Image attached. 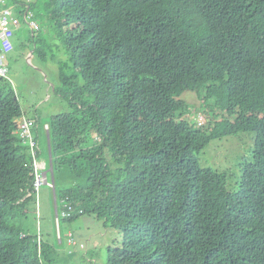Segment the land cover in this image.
I'll use <instances>...</instances> for the list:
<instances>
[{
  "label": "trees",
  "instance_id": "1",
  "mask_svg": "<svg viewBox=\"0 0 264 264\" xmlns=\"http://www.w3.org/2000/svg\"><path fill=\"white\" fill-rule=\"evenodd\" d=\"M21 5L19 21L27 11L39 28L27 29V48L46 71L56 42L65 48L51 88L70 109L51 117L48 137L31 118L37 153L50 148L55 185L40 208L18 133L20 118H30L0 77V264H54L49 246L63 240L51 213L66 203L72 213L59 218L60 229L94 216L117 233L106 264H264V0ZM189 89L207 109L203 125L180 98ZM247 131L254 145L232 189L229 174L200 166L197 154ZM36 213L39 234L28 221ZM50 221L51 233L43 229Z\"/></svg>",
  "mask_w": 264,
  "mask_h": 264
},
{
  "label": "rangeland",
  "instance_id": "2",
  "mask_svg": "<svg viewBox=\"0 0 264 264\" xmlns=\"http://www.w3.org/2000/svg\"><path fill=\"white\" fill-rule=\"evenodd\" d=\"M21 1L24 3L30 0H6L8 5L12 6V11L17 17V13L23 10L22 5L17 6L21 4ZM24 13L12 38L14 50L7 57L6 66L8 71L6 79L10 81L8 82L14 89L26 117L31 119L36 116L41 128L44 123L49 128L48 123L52 116L70 109L68 102L64 98L55 95V92L51 88V85L55 86L59 82V61L65 60L67 55L65 48H62L60 43L56 42L58 47L55 46L53 49L55 57L49 60V70L46 71L47 66L41 64L39 58L33 57V53H30L32 49L29 50L27 48L29 46L27 29L37 30L39 28L27 20V18H24ZM44 31L43 29L38 33H44V39H50L52 37L51 34ZM15 45L17 46L16 48ZM47 57H50V53H48ZM41 68H44L45 72L40 71ZM180 98L189 104L188 117L192 118L199 126L205 124L208 115L207 109L204 107L202 101L198 99L197 93L189 89ZM41 128L38 130L40 133L39 140L44 148L45 133ZM254 137V132L247 131L212 140L197 154L200 166L226 171L230 176L232 189H237V179L240 176L238 165L243 156L250 155L254 145ZM41 156L43 160L48 161L47 152L42 151ZM48 178H50V174H48ZM62 183L64 186L71 185L67 177L63 178ZM49 188L52 189L49 185L45 184L40 187L38 195L40 208L46 202H44V198L48 200L46 196L47 192L51 197ZM65 205L68 204L66 203ZM36 214L37 218L36 215H31L28 221L31 224V230L39 234L43 223L40 220L39 214ZM50 222L44 224L43 229L45 227L51 233L54 230V225L52 221ZM59 229V225H56L57 232ZM60 230L62 232L63 244L59 247L49 246V256L54 258L58 255L54 264H106L108 247L119 246L118 238H114L117 233L111 229H105L102 222L96 220L94 216H84L74 222L64 223ZM67 230H70L72 233L74 232V236H69ZM73 242L75 245H69L70 243L73 244ZM70 251H73L72 254L74 256L66 260V256L70 254Z\"/></svg>",
  "mask_w": 264,
  "mask_h": 264
},
{
  "label": "built area",
  "instance_id": "3",
  "mask_svg": "<svg viewBox=\"0 0 264 264\" xmlns=\"http://www.w3.org/2000/svg\"><path fill=\"white\" fill-rule=\"evenodd\" d=\"M27 17V15H26ZM20 21L18 17L12 11V6H9L6 0H0V77H7V66L6 59L7 55L12 52L13 44L12 38L15 29L19 26ZM34 24V23H32ZM35 25V24H34ZM36 26V25H35ZM34 123L26 118H21L19 121V137L23 139L24 143L28 144L29 153L32 157V166L34 174L33 187L36 194L42 185H53L49 179L48 174L51 172V156L50 148L48 147L49 164L45 161L39 159L41 149L39 154L37 153L38 142L33 134ZM46 128L48 126L46 125ZM64 210L61 212V217H68L72 210L70 205H65ZM58 220V215H57Z\"/></svg>",
  "mask_w": 264,
  "mask_h": 264
},
{
  "label": "clouds",
  "instance_id": "4",
  "mask_svg": "<svg viewBox=\"0 0 264 264\" xmlns=\"http://www.w3.org/2000/svg\"><path fill=\"white\" fill-rule=\"evenodd\" d=\"M26 15H27V11L24 13V18H27ZM13 37H14V35H13ZM12 44H13V42H12ZM13 49H14V45H13ZM12 51H13V50H12ZM9 54H10V53H9ZM9 54H8V55H9ZM8 55H7V57H8ZM6 62H7V59H6ZM21 118H23V116H22ZM21 118H20V119H21ZM200 118H203V117H200ZM30 120H31V119H30ZM19 121H20V120H19ZM31 121H33V120H31ZM33 123H34L33 134H34L35 138H37V136H36V134H35L36 124H35L34 121H33ZM46 125H47V124L44 125V129H45L46 137H48V135H49V128H46ZM48 147H49V146H48ZM48 147L46 148V151H48ZM41 153H42V150H41ZM41 153H40V155H39V157L41 158L40 160H41V161H45V162H47V163L49 164V155H48V161H46L45 159H44V160L42 159ZM51 167H52V166H51ZM49 174H50V178H48V179H49V181L53 184V185L51 186V188H52L53 191H55V185H54V179H53L52 169H51V172H50ZM33 175H34V174H33ZM34 178H35V177H34ZM39 191H40V189H39ZM39 191H38V194H36V197H37V198H38V195H39ZM54 207H56V209H57V206H56V205H54ZM56 209H55V223H56V225H59V218L61 217L60 214H61L62 211L59 213L58 211L56 212ZM35 211L39 213V210H38V209H36ZM80 212H82V211L80 210ZM58 213H59V215H58ZM71 213H72V212H71ZM57 215H58V220H57ZM70 215H71V214H70ZM70 215H69V216H70ZM38 230H39V226H38ZM68 235L73 237V235H71V233H68ZM58 238H59V240H60V237H58ZM69 245H75V244H74V242H73V244L70 243Z\"/></svg>",
  "mask_w": 264,
  "mask_h": 264
},
{
  "label": "crops",
  "instance_id": "5",
  "mask_svg": "<svg viewBox=\"0 0 264 264\" xmlns=\"http://www.w3.org/2000/svg\"><path fill=\"white\" fill-rule=\"evenodd\" d=\"M16 30V29H15ZM14 35H15V31H14ZM14 50V49H13ZM41 70L43 71V69L41 68ZM25 114V113H24ZM26 115V114H25ZM42 146V145H41ZM55 207L53 206V212L51 213V215L55 216ZM44 216L46 217H49L50 216V213H49V210L47 208L44 207ZM41 220V219H40ZM58 226V225H57ZM60 227V226H59ZM60 230V229H59ZM70 233L71 231L70 230H67V233ZM60 242V240H58Z\"/></svg>",
  "mask_w": 264,
  "mask_h": 264
},
{
  "label": "water",
  "instance_id": "6",
  "mask_svg": "<svg viewBox=\"0 0 264 264\" xmlns=\"http://www.w3.org/2000/svg\"><path fill=\"white\" fill-rule=\"evenodd\" d=\"M30 53L32 54V53H33V51L31 50V51H30ZM28 62H29V61H28ZM40 71H42V70H40ZM55 209H56V207H55ZM55 209H54V210H55ZM56 212H57V209H56ZM58 215H59V213H58Z\"/></svg>",
  "mask_w": 264,
  "mask_h": 264
}]
</instances>
